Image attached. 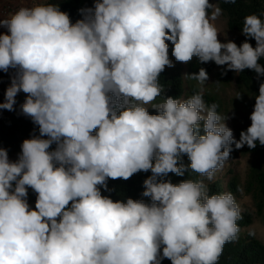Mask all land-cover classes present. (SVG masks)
I'll return each instance as SVG.
<instances>
[{
    "label": "clouds",
    "instance_id": "obj_1",
    "mask_svg": "<svg viewBox=\"0 0 264 264\" xmlns=\"http://www.w3.org/2000/svg\"><path fill=\"white\" fill-rule=\"evenodd\" d=\"M79 12L73 23L42 0L0 19V70L15 69L0 109L15 110L22 90L21 112L39 126L16 160L0 147V264H218L240 232L235 195L166 177L191 170L213 180L233 144L264 145V81L239 140L202 91L153 101L160 73L174 67L167 41L176 61L195 56L264 77V12L244 18L255 47L218 39L222 9L209 0H94ZM187 76L209 78L203 67ZM149 170L148 201L102 194L112 191L109 178Z\"/></svg>",
    "mask_w": 264,
    "mask_h": 264
},
{
    "label": "trees",
    "instance_id": "obj_2",
    "mask_svg": "<svg viewBox=\"0 0 264 264\" xmlns=\"http://www.w3.org/2000/svg\"><path fill=\"white\" fill-rule=\"evenodd\" d=\"M47 2L58 3L60 9L69 14L73 23L82 18L79 9L94 5V0H47ZM209 2L217 3L222 9L221 16L225 18V30L221 37H218L222 43L232 40L240 46L247 39L253 47L256 46L255 39L245 37L242 33V28L246 15L264 12V0H236L234 4L226 2V0H209ZM209 12H211V9ZM167 43H169V58L173 61L174 67L165 66L164 71L160 73L159 83L163 86V91L153 103H160L167 96L178 99L191 97L193 94L200 92L199 82L187 75L198 73L201 67L207 70L209 76L216 70V80L220 86L233 88L235 98L237 92L241 93V98H236V100L245 113L246 122L243 130H246L251 125L250 114L255 104V96L259 94L260 82L264 81V77L257 79V73L252 69H244L238 73L235 70H227L225 73L226 65H217L214 61L201 62L195 56L187 63L176 61L172 55L174 46L170 41H167ZM260 63L264 64V58H261ZM14 73L15 69H9L7 73L0 70V103L4 102L5 91L11 83V77ZM26 95L22 90L18 93L15 110L0 109V147L8 149L11 160L18 158L24 139L30 138L33 134L39 135V126L34 124L31 117L24 115L20 109V105L24 102ZM203 98L208 105L217 104V112L220 111L221 99L217 92L204 91ZM147 107H151V105ZM149 112L150 114H156V109L149 108ZM201 133L203 134V129H201ZM52 147L54 148L55 145H52ZM232 149L228 159H235L244 154L252 156V161L243 183L240 177L232 170H228L223 178L215 180H208L205 176H201L191 170L188 173L186 172L184 176L169 173L166 178L171 179L174 184L185 179H203L209 186L210 194L230 191L235 195L236 200L244 192L251 196L256 214L264 222V145H260L257 142V146L254 149L249 148L246 144L242 148L237 149L235 144H233ZM182 159L185 164L189 163L186 154ZM149 175H151L150 170L148 172L140 171L135 173L128 180H113L109 178L108 187L112 191L109 192L102 189V194L111 196L114 201L126 200L128 197L148 201L150 198L142 197L141 193L144 190L143 181ZM28 193L29 203L34 207L37 194L31 188L28 189ZM253 217L250 211H242V219L237 221L240 230L249 226L253 221ZM250 232L244 234L239 232L238 239L226 243L218 264H264V243L255 235H251ZM162 264H171V261L165 258Z\"/></svg>",
    "mask_w": 264,
    "mask_h": 264
},
{
    "label": "rangeland",
    "instance_id": "obj_3",
    "mask_svg": "<svg viewBox=\"0 0 264 264\" xmlns=\"http://www.w3.org/2000/svg\"><path fill=\"white\" fill-rule=\"evenodd\" d=\"M214 23L220 31V33H218V37H221L225 30V18L220 16ZM198 87L200 92H217L219 98L221 99L220 111L218 113L221 115L228 114L229 117H231L226 121V124L233 130L234 137L239 140L240 133L243 130L246 121L245 113L234 96L233 88L222 87L217 83L216 70L212 73V75L209 76L208 80L203 85L198 83ZM251 161L252 156L250 154H244L235 159H228V161L225 162L224 167L216 172L213 180L223 178L227 174L228 170H232L240 177V180L243 183L246 179ZM237 202L240 205L242 211L248 210L254 216L252 223L249 226L243 227L240 232L244 234L251 231L264 243V222L256 214V209L253 205L251 196L242 192L238 197Z\"/></svg>",
    "mask_w": 264,
    "mask_h": 264
},
{
    "label": "crops",
    "instance_id": "obj_4",
    "mask_svg": "<svg viewBox=\"0 0 264 264\" xmlns=\"http://www.w3.org/2000/svg\"><path fill=\"white\" fill-rule=\"evenodd\" d=\"M42 0H0V19L15 12L21 6H33L35 3H40ZM7 29L0 27V33H6Z\"/></svg>",
    "mask_w": 264,
    "mask_h": 264
}]
</instances>
